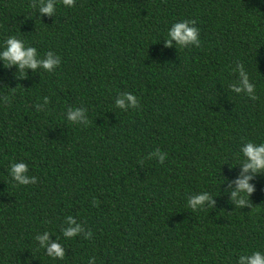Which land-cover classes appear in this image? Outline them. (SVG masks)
<instances>
[{"label":"trees","instance_id":"trees-1","mask_svg":"<svg viewBox=\"0 0 264 264\" xmlns=\"http://www.w3.org/2000/svg\"><path fill=\"white\" fill-rule=\"evenodd\" d=\"M51 2L49 16L41 0H0V264H239L264 254V173H244L243 155L247 142L264 144V0ZM192 20L201 46L168 47L171 27ZM13 36L60 66L5 67ZM241 66L256 99L233 90ZM14 163L35 184L20 185ZM244 175L255 191L238 207L231 194ZM199 195L210 198L193 211ZM45 235L64 259L48 255Z\"/></svg>","mask_w":264,"mask_h":264},{"label":"clouds","instance_id":"clouds-1","mask_svg":"<svg viewBox=\"0 0 264 264\" xmlns=\"http://www.w3.org/2000/svg\"><path fill=\"white\" fill-rule=\"evenodd\" d=\"M63 5L74 7L75 0H62ZM42 7L40 12L47 14L49 16L53 15L56 11L51 0H41ZM34 7V4H33ZM189 22L195 24L196 21H184L175 23L171 30L168 32V47L172 46V40H175L180 48H188L189 44L195 45L196 47L201 46V41L199 39V29L196 27H190ZM7 49L3 51L2 57L5 60V67H11L13 65H18L21 73L24 69L29 68L36 70L38 67L42 66L44 69L51 72L54 67L60 66V57L53 58L51 52L46 53V60H37V49L35 47H25L22 40L17 39L15 36L7 39L6 41ZM240 76L242 80L241 87H234V91L241 92L246 90L249 95H252L253 99H256L254 93V85L249 83L248 75L243 71L241 66ZM126 99L131 102L133 107L137 105V98L134 95H127ZM119 107H124V99L117 101ZM83 116V113L79 110L72 111L69 114V120L75 122ZM88 123V121H85ZM160 157V162L163 164L164 159L167 157L165 154L160 153L159 150L155 153ZM243 155L247 158V162L244 165V173L251 171L252 173H264V144L256 146L253 142H247L246 146L243 148ZM28 171V165L25 163H14L12 164L11 173L16 181L20 185H29L35 184V179L29 180L24 174ZM252 179V176L244 175L241 179L236 181L237 189L232 192V200L237 204L238 207L250 206L249 197L255 191L249 181ZM208 195H199L191 199L188 203V207L191 210L195 211L198 206H202L203 203L209 200ZM98 201H94V206L98 205ZM69 222H72V218L68 217ZM81 231L80 227L70 228L64 231V235L72 238L75 237ZM92 238V233L89 231L87 239ZM41 244L48 246L47 244V235L40 238ZM48 255L53 259H64L65 252L64 249L60 246L59 243H52L48 246ZM239 264H264V254L260 251H256L251 255H241Z\"/></svg>","mask_w":264,"mask_h":264}]
</instances>
